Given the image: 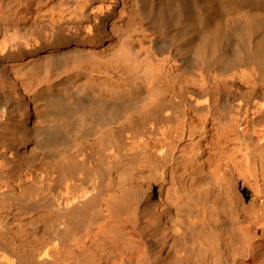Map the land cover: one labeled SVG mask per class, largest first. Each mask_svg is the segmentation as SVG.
I'll list each match as a JSON object with an SVG mask.
<instances>
[{
  "label": "bare ground",
  "instance_id": "bare-ground-1",
  "mask_svg": "<svg viewBox=\"0 0 264 264\" xmlns=\"http://www.w3.org/2000/svg\"><path fill=\"white\" fill-rule=\"evenodd\" d=\"M0 264H264V0H0Z\"/></svg>",
  "mask_w": 264,
  "mask_h": 264
}]
</instances>
